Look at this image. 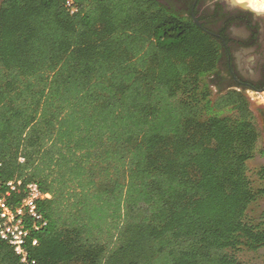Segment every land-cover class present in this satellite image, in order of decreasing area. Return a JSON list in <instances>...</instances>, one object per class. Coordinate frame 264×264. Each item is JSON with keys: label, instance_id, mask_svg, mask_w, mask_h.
<instances>
[{"label": "trees", "instance_id": "16d2710c", "mask_svg": "<svg viewBox=\"0 0 264 264\" xmlns=\"http://www.w3.org/2000/svg\"><path fill=\"white\" fill-rule=\"evenodd\" d=\"M66 2L0 0V181L52 196L31 259L241 264L230 251L264 248L247 216L264 149L243 94L211 98L217 46L156 0ZM0 264H22L1 240Z\"/></svg>", "mask_w": 264, "mask_h": 264}, {"label": "flooded vegetation", "instance_id": "af4514ba", "mask_svg": "<svg viewBox=\"0 0 264 264\" xmlns=\"http://www.w3.org/2000/svg\"><path fill=\"white\" fill-rule=\"evenodd\" d=\"M156 1L170 13L193 21L217 46L216 68L207 80L215 88L216 99L239 92L253 102L249 106L264 149V6L256 8L252 0L251 4L234 0Z\"/></svg>", "mask_w": 264, "mask_h": 264}, {"label": "built area", "instance_id": "2783aa9c", "mask_svg": "<svg viewBox=\"0 0 264 264\" xmlns=\"http://www.w3.org/2000/svg\"><path fill=\"white\" fill-rule=\"evenodd\" d=\"M66 7L72 15L79 11L75 0H67ZM16 196L20 200L13 203ZM51 197L36 182L25 184L23 180L14 179L2 184L0 181V240L13 248L22 264H36L31 259L30 248L39 245L36 235L49 224L39 204Z\"/></svg>", "mask_w": 264, "mask_h": 264}, {"label": "rangeland", "instance_id": "374dc122", "mask_svg": "<svg viewBox=\"0 0 264 264\" xmlns=\"http://www.w3.org/2000/svg\"><path fill=\"white\" fill-rule=\"evenodd\" d=\"M234 1L239 2L238 0L237 1L234 0ZM258 1L252 0L253 4L254 5L256 4V8H262L263 6L261 7L257 5L259 4ZM210 93H211V98L215 100L216 99L215 88H212L210 86ZM247 100L249 104L253 103L249 98ZM263 167H264V156L257 155L254 159L248 162V168H249L248 174L253 183V187L256 190L264 187V182L259 178L258 175L259 171ZM247 216H248V220L254 222L255 224L264 222V196L261 197L256 203L250 206L249 210L247 211ZM230 253L234 254V256H236V258L241 262V264H264V248L257 251H251L246 248H243L237 252L230 251ZM71 264H81V263L78 261L76 263H71Z\"/></svg>", "mask_w": 264, "mask_h": 264}, {"label": "bare ground", "instance_id": "6f19581e", "mask_svg": "<svg viewBox=\"0 0 264 264\" xmlns=\"http://www.w3.org/2000/svg\"><path fill=\"white\" fill-rule=\"evenodd\" d=\"M238 1H241L243 3H247V4H251V0H238ZM258 1V0H257ZM261 1V2H260ZM258 1V3H260L261 5H258V6H264V0H260Z\"/></svg>", "mask_w": 264, "mask_h": 264}]
</instances>
